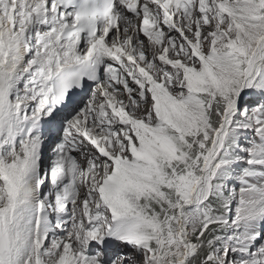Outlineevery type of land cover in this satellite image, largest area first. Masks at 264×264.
<instances>
[{
  "label": "snow or ice",
  "instance_id": "6c2138e0",
  "mask_svg": "<svg viewBox=\"0 0 264 264\" xmlns=\"http://www.w3.org/2000/svg\"><path fill=\"white\" fill-rule=\"evenodd\" d=\"M0 264H264V0H0Z\"/></svg>",
  "mask_w": 264,
  "mask_h": 264
}]
</instances>
